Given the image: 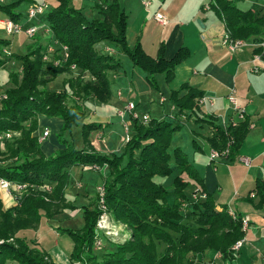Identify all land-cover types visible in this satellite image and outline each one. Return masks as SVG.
<instances>
[{
    "label": "trees",
    "instance_id": "1",
    "mask_svg": "<svg viewBox=\"0 0 264 264\" xmlns=\"http://www.w3.org/2000/svg\"><path fill=\"white\" fill-rule=\"evenodd\" d=\"M242 1L245 0H210L209 4L223 19L230 37H253L254 42L264 39L258 37L264 33V15H255L249 7L241 8L239 3ZM95 6L98 17L91 19L70 5L69 0H59L45 14L53 37L60 44L55 49L54 61L43 60L47 48L36 42L24 54H10L20 61L21 71L9 74L13 87L5 90L7 96L1 103L0 133L11 131L19 134L6 139L0 147V178L35 185L50 182L53 190L50 194L25 191L8 209H3L0 200V264H5L7 259L20 264H55L34 241L19 237L18 231L23 227L35 228L41 217L49 218L67 206L63 192L68 182V169L78 164L108 166L109 174L103 182L104 201L115 219L129 226L132 236L123 244L108 242L107 250L99 255L93 251L98 215L96 197L93 209H83L82 227L58 230L73 241L69 264H192L197 255L207 250L218 252L223 260L234 259L232 247L246 235L242 229L243 216L234 211L233 217L226 204L217 203L206 192L203 179L190 163L187 153L180 147L170 148L172 135L179 125L152 117L146 124L131 119V137L119 155L76 149L65 140V132L70 131L83 116V104L88 96L102 102L110 96L107 71L118 68L119 64L111 55L98 52L100 42H116L134 64L149 75L164 73L167 81L171 79L175 65L185 60L188 53L181 48L172 59L166 60L162 47L156 58L147 55L139 43L132 49L128 48L125 41L127 16L118 0H103ZM13 7L14 4L0 5V10L18 22L20 14L14 12ZM0 44L6 45L8 41L0 38ZM62 45L67 47L65 58L61 53ZM5 61L0 59V66ZM72 64L78 74L67 78L61 90L50 91L47 83L59 74H71ZM84 73L89 75V79L83 78ZM187 89L180 98L178 91L171 95L182 111L192 109L195 99L203 96L191 87ZM71 96L78 99L68 105L66 101ZM39 114L59 118L62 122L56 136L64 146L51 155L42 151L35 135ZM89 126L83 125L84 141L87 140ZM216 129L213 148H223L231 135L233 141L228 156L231 157L246 126L241 124L232 132H229V127L216 126ZM171 162L175 163L180 175L173 178L171 189H168L156 179L173 172ZM184 173L187 180L181 176ZM191 181L206 194L205 198L196 201L191 195L188 198L185 189ZM251 192H254V197L248 195V200H255V208L264 209V178L255 180ZM170 193L174 194L172 203L168 201ZM187 207L189 214L184 215L183 209ZM8 239L15 241V245L7 243Z\"/></svg>",
    "mask_w": 264,
    "mask_h": 264
},
{
    "label": "crops",
    "instance_id": "2",
    "mask_svg": "<svg viewBox=\"0 0 264 264\" xmlns=\"http://www.w3.org/2000/svg\"><path fill=\"white\" fill-rule=\"evenodd\" d=\"M42 1L47 5L45 11L35 18L28 19L26 16L28 8ZM102 1L69 0V3L91 19L98 17V9L95 5ZM209 1L118 0L127 16L125 41L128 48L132 49L139 43L147 55L156 58L162 47L166 60L172 59L181 48H185L188 51L187 57L175 65L172 77L167 81L164 73L149 75L134 64L116 42L109 40L100 42L97 45L98 52L111 55L119 64L118 68L107 71L110 96L104 102L92 96L86 98L83 104L84 114L77 120L79 124L76 125V129L81 132L84 124L91 125L88 127L87 140L84 141L83 135L80 137L77 133L69 143H72L76 149L86 148L101 155L123 151L125 132L119 112L124 110L128 102L135 104V111L140 115L149 113L152 118L164 119L179 125L172 135L170 148H182L188 153V159L193 166L196 155H199L194 154L193 151L203 152L201 166L194 168L203 179L206 192L212 195L217 203L226 204L236 213L239 212L241 216L247 217L250 223L234 259L223 260L218 252L207 250L204 254L197 255L192 264H262L264 209L255 208L253 204L255 200L250 202L248 195L255 185V180L264 178V57L254 58L256 48L251 45L254 42L253 37L243 39L247 44L236 50H231L223 44L225 24L223 19L210 8ZM250 1L251 4L247 7L257 16L264 15V4L259 0ZM58 3L59 0H0V5L14 4L13 11L20 14L18 22L24 27L37 28L32 38H29L24 31H20L22 32L20 34H8L2 20L9 17L0 10V38L8 41L6 45L0 44V59L6 60L4 65L0 66V77L2 71L8 69V77L0 82V91L4 92L11 87L9 74L15 71L12 68L14 64L16 66L18 62L20 63L11 55L24 54L28 47L36 42L47 48V51L53 48L54 52L48 53V56H56L55 49L59 48L60 44L55 41L47 25L45 14ZM23 9L25 14L21 13ZM156 12L166 16V24L156 21L154 18ZM198 19L202 25L197 22ZM258 37H264V33ZM5 49L11 55H3L1 51ZM76 74L77 70L74 69L71 74H59L47 83V88L50 91H57L59 89L53 88L58 79L64 85L67 78ZM85 74L89 79V75ZM188 87L199 91L203 96L195 99L192 109L182 111L171 99V95L173 91H178L180 98L187 93ZM229 95H233L235 102L228 99ZM71 99L77 100L78 97L71 96L69 100ZM236 105L238 108H235ZM240 112H243V118L240 117ZM123 119L129 121L131 128L130 114L124 113ZM241 124L245 125L246 129L239 137L234 154L210 162L208 154L214 147L212 139L216 134V126L224 129L229 127V132H232ZM61 125L59 118L38 115V128L35 131L37 139L44 128L50 130L49 136L38 141L46 155L63 148L64 145L59 143L56 136ZM69 134L70 132L66 131L64 138L68 139ZM175 138H180L178 143L175 142ZM185 148H190L192 154H189L190 150L187 152ZM242 157H246L249 163L242 161ZM170 165L173 167V172L169 176L156 179L168 189H171L173 178L180 175L175 163L171 162ZM108 174L109 168L106 164L98 169L87 164L70 167L68 182L63 192L67 205L63 208V212L66 211L74 216L77 212L83 211L84 207L93 209L96 205V187L103 185ZM181 176L183 179L187 178L185 173ZM197 187L195 182L191 181L185 191L190 193ZM0 200L3 209L16 204L14 194H5L4 191H0ZM43 219L45 218L40 219L41 240L46 239V235L51 233L42 222ZM62 235L66 234H58L59 237ZM63 242L64 245L56 244V249L47 252L55 264H69L73 241L66 238ZM105 242L108 244L109 241Z\"/></svg>",
    "mask_w": 264,
    "mask_h": 264
},
{
    "label": "rangeland",
    "instance_id": "3",
    "mask_svg": "<svg viewBox=\"0 0 264 264\" xmlns=\"http://www.w3.org/2000/svg\"><path fill=\"white\" fill-rule=\"evenodd\" d=\"M259 1L262 2L261 4H264V0H259ZM250 4H251L250 0L242 1L239 3V6L241 8H245V7L247 8V6ZM24 12H25V9H23V11H21L22 14H25ZM20 33H22V32H17L15 34H20ZM1 52H3V50ZM2 54L7 56L4 53H2ZM45 54H47V51ZM45 54L43 55L44 61H50V60L54 61L55 60L53 56H48V57L46 56L45 57ZM12 68L15 70L14 72L19 74L21 71V63L18 62L16 64V66L14 64V66ZM2 73L3 74H2V77H0V82L5 81L6 77H8V69H6L5 71H2ZM77 74H78V72H77ZM82 76L84 79H88V78H86L87 77L86 74L85 75L82 74ZM3 77H4V79H2ZM61 82L62 81L60 79H58L56 82V85L53 89L61 90L64 87V85H62L63 83L61 84ZM52 86H54V85H52ZM11 87H13L12 82H11ZM0 95L1 96L5 95V97L0 98V107H1L2 106L1 105L2 100H4L7 95H6L5 91L4 92L0 91ZM71 100H69V98H68L66 103L68 105H71V103H72ZM78 124H79V122L78 123L76 122V124H74L71 127L70 131L67 130L68 133L70 132L69 137H67L68 139L65 138L68 142H72V137H76L77 133L80 134V137L82 136L83 131L79 132L76 129V125H78ZM11 133H13V132H11ZM13 136H15V135H13ZM13 136H11L10 138H7V139H11ZM178 139H180V138H177L175 142L178 143ZM185 149H187V152H189V150H190L189 154H192V150L190 148H185ZM196 152L193 151L194 154H199V155H196L197 158L194 160L193 164L195 167L199 168L202 164L201 160H202V155L204 153L203 152L196 153ZM121 153H122V151L119 153H115V154L119 155ZM0 159H1V156H0ZM12 183H17V182H12ZM20 184L26 185V187L23 188V190H19L20 195H22L23 192L28 191V190L43 191L42 186L44 184H40V185L29 184V183H20ZM190 195H191V192L188 193L189 199H190ZM96 197H97V193H96ZM168 201L170 203L174 202V194L173 193L169 194ZM97 203H98V200H97ZM104 205H105L104 208H100L99 204H97L98 215H97V220L95 223V229H94L95 232H94V236H93V238H94L93 251L98 255L101 251L107 250L108 244L105 242L106 240L109 241V243H111L112 245L123 244L127 240L131 239V236H132L129 226L126 223L115 219L112 212L107 207L105 201H104ZM186 205L189 207L190 203L187 202ZM188 207L185 210L183 209L184 215L189 214V208ZM41 218H45V219H43L42 222L45 223L46 227H48L51 230V233L46 235V239L41 240V238H40V235H39V230L41 228L40 221L35 228L34 227H23V228H21L18 231V236L25 238L27 241H34L36 246L45 252H51L52 249L55 248L56 244H58L59 246L64 245L65 242H63V241L66 238L71 240V238L68 235H62L61 237H59L58 236V234H59L58 230L59 229H66V228L67 229L68 228L69 229H79L84 224L83 211H81L80 213L77 212L74 216H71L66 211L63 212V209H60L58 212L54 213L49 218H47L45 216H43ZM98 221H99V224H101V227L97 228L96 224ZM0 242H2V240ZM6 242L9 244L15 245V241H13L12 239H8V240H6ZM105 245H107V246H105ZM31 256H33V255H31ZM5 264H20V263H18L15 260L7 259ZM75 264H78V263H75ZM262 264H264V262H262Z\"/></svg>",
    "mask_w": 264,
    "mask_h": 264
},
{
    "label": "built area",
    "instance_id": "4",
    "mask_svg": "<svg viewBox=\"0 0 264 264\" xmlns=\"http://www.w3.org/2000/svg\"><path fill=\"white\" fill-rule=\"evenodd\" d=\"M145 4H148V2H145ZM46 3L44 1L39 2L34 4L33 6H31L30 8H28L27 12H26V16L28 19H32L37 17L38 15H41L45 9H46ZM207 8H209V5H207ZM154 18L156 19V21H158L161 24H166L167 23V18L165 15H163L160 12H156L154 14ZM2 24L3 27L5 29V31L8 34H15L17 32L20 31H24L27 36L29 38L34 37L37 28L35 26H28V27H24L21 23L19 22H15L11 19H5L2 20ZM223 44H225L226 46L229 47V49L231 50H236V49H240L243 45L247 44V42H245V40L243 39H237V38H232L229 36V34L227 32H225L224 34V38L222 40ZM252 46H254L256 49L255 53H254V58L256 59H262V57H264V39L255 41L251 43ZM61 52L63 53V58H65L67 56V47L65 45L61 46ZM260 49V50H257ZM54 52L53 48H49L47 51V54H45V57H48V53L50 52ZM3 53L6 54L7 56L10 55V52L8 50H3ZM71 69L76 70V66L74 64H72L70 66ZM256 71V68H254ZM1 97H5V95H0ZM228 99L230 101L235 102L233 95H229ZM235 108H238V106L236 105ZM129 113L130 117L132 119H137L139 122L146 124L150 121L151 116L149 115V113H143L142 115L138 114L135 111V104L133 102H128L127 106L124 108L123 111L119 112V115L123 121V128H124V143H126L130 137V126H129V121H125L123 119L124 117V113ZM240 117L243 118V112H240ZM18 132H13L11 133V131H6V132H2L0 133V144L3 145L4 141L7 138H10L13 135H16ZM50 130L48 128H44V130L42 131L41 135H39L38 137V141H42L44 138H46L47 136H49ZM233 141V137H231L229 135L228 140L226 145L221 148V149H216V148H212L208 154V158L210 162H215L219 159L222 158H228L229 153H230V145L231 142ZM242 161H244L246 164L249 163V160L246 157H242ZM92 167L94 169H98L99 166L97 165H92ZM14 187H13V186ZM26 185L25 184H20V183H12L11 181L7 180V179H3L0 178V191H4L5 194H14L15 196V200L17 202L18 196L19 194V190H23V188H25ZM43 188V192L50 194L52 193V189H53V184L52 183H44V185L42 186ZM96 193H97V200H98V204L100 208H104V185H100L96 187ZM19 194V195H18ZM250 197H254V192H250ZM206 194L204 192H200V190L198 188L194 189L191 192V198L192 200L196 201L198 199H203L205 198ZM228 212L231 216L234 217V210L232 208H228ZM249 219L247 217H242V229L244 231H247L249 228ZM97 228L101 227V224H99V221L96 224ZM244 239V238H243ZM243 239H240L238 241H236V243L234 244V246L232 247L234 250V257H236V253L238 251V249L241 247Z\"/></svg>",
    "mask_w": 264,
    "mask_h": 264
},
{
    "label": "water",
    "instance_id": "5",
    "mask_svg": "<svg viewBox=\"0 0 264 264\" xmlns=\"http://www.w3.org/2000/svg\"><path fill=\"white\" fill-rule=\"evenodd\" d=\"M197 22H198L200 25H202V24H201V21H200L199 19L197 20Z\"/></svg>",
    "mask_w": 264,
    "mask_h": 264
}]
</instances>
